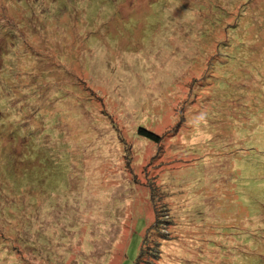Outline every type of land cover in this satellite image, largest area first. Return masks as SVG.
Here are the masks:
<instances>
[{
  "label": "rangeland",
  "instance_id": "obj_1",
  "mask_svg": "<svg viewBox=\"0 0 264 264\" xmlns=\"http://www.w3.org/2000/svg\"><path fill=\"white\" fill-rule=\"evenodd\" d=\"M157 216L158 264H264V0H0V264H134Z\"/></svg>",
  "mask_w": 264,
  "mask_h": 264
},
{
  "label": "trees",
  "instance_id": "obj_2",
  "mask_svg": "<svg viewBox=\"0 0 264 264\" xmlns=\"http://www.w3.org/2000/svg\"><path fill=\"white\" fill-rule=\"evenodd\" d=\"M138 134L140 136H143L144 138L146 139H149L151 141H153L154 143H160L161 140H162V137L152 131L151 129H148V128H145V127H139L138 129ZM159 187H161V189L163 190L164 187H162V185H159ZM151 198H152V203L154 204V206H156V202H155V188L154 187H151ZM167 195L170 196V192L167 191ZM161 219V221H160ZM158 219V216L154 219L155 221H153L149 226V228L147 229V233L145 234V237H144V245L141 249V252H140V255L138 256L136 262L134 264H142L144 262H147V264H158L159 261H161V259H163L164 257V247H163V244H162V240L161 238L162 237H165L163 234V230L162 228L160 227V224L162 222V218ZM157 236V241L154 242L153 244H151L150 246L151 247H148L147 250H146V253H144V247L146 245V242H150L149 239H151L150 237L151 236ZM167 237V236H166ZM162 239H165V238H162ZM147 254L149 255V259H147ZM154 261V262H152Z\"/></svg>",
  "mask_w": 264,
  "mask_h": 264
}]
</instances>
